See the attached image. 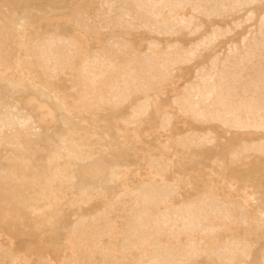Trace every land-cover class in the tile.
<instances>
[{"label": "rangeland", "instance_id": "374dc122", "mask_svg": "<svg viewBox=\"0 0 264 264\" xmlns=\"http://www.w3.org/2000/svg\"><path fill=\"white\" fill-rule=\"evenodd\" d=\"M0 264H264V0H0Z\"/></svg>", "mask_w": 264, "mask_h": 264}, {"label": "bare ground", "instance_id": "6f19581e", "mask_svg": "<svg viewBox=\"0 0 264 264\" xmlns=\"http://www.w3.org/2000/svg\"><path fill=\"white\" fill-rule=\"evenodd\" d=\"M114 15V14H113ZM71 29V28H70ZM257 34V33H256ZM212 66V65H211ZM8 93V92H7ZM209 101V100H208ZM128 111V110H127ZM162 194V193H161ZM162 196V195H161Z\"/></svg>", "mask_w": 264, "mask_h": 264}]
</instances>
